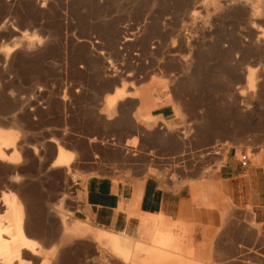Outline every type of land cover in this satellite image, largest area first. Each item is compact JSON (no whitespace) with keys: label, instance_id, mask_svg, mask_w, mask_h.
Returning <instances> with one entry per match:
<instances>
[{"label":"rangeland","instance_id":"rangeland-1","mask_svg":"<svg viewBox=\"0 0 264 264\" xmlns=\"http://www.w3.org/2000/svg\"><path fill=\"white\" fill-rule=\"evenodd\" d=\"M263 31L264 0H0V122L22 132L21 160L0 161V184L13 183L6 187L12 191L20 185L16 194L33 198L29 216L47 232L31 236L43 239L48 264H134L109 245L114 233L132 238L115 233L130 251L139 240L145 258L168 227L192 264H264L260 208L256 215L209 196L208 205L195 192L189 214L170 217L177 226L133 236L96 224L85 192L93 174L115 181L150 174L173 189L213 187V170L233 150L238 160L243 151L249 156L245 169H259L264 199ZM140 88L145 106L150 99L152 111L172 107L175 118L132 109L125 96H139ZM91 141L111 159L95 156L88 171L75 149L85 152ZM60 145L73 161L51 167ZM60 206L78 232L60 231ZM48 235L61 240L48 242Z\"/></svg>","mask_w":264,"mask_h":264},{"label":"crops","instance_id":"crops-1","mask_svg":"<svg viewBox=\"0 0 264 264\" xmlns=\"http://www.w3.org/2000/svg\"><path fill=\"white\" fill-rule=\"evenodd\" d=\"M142 89H139V96H125V100L132 101V109H137L136 112L138 110H144V113L149 114L152 118L156 117L163 121H171L175 118L172 107L163 106L158 108L157 111H152L150 99L147 102L148 106H145L143 103ZM108 96L114 97L115 91ZM123 97L117 100L120 102ZM75 151L77 154L82 155L87 165L89 164L87 166L88 171H92L94 168L93 164L95 161L93 158L95 156L99 155V159L102 160L110 161L111 159L106 152L98 151L92 141L85 152H81L78 149H75ZM213 159L211 158L210 161H213ZM220 161V166L213 170V187L204 185L198 190H195V186L193 187L190 184H184L179 189H173L168 183L166 185L158 177L150 174L146 176H134L130 181H122L119 179L115 181L110 174L90 175L85 182V192L92 219L99 226L108 230L110 229L109 231L123 230L131 232L133 236H138L140 232L145 234L152 233L161 226L169 224L171 226H177L178 222L171 218L189 214L192 206V196L195 192L198 194L201 193V197L208 205L214 204L209 199H212L215 203L217 202V204L223 200L231 206L250 207L256 215L257 213L259 214L258 209L260 208L262 212H260L261 214L258 218H261L264 215L262 204L264 199L262 196V180L259 169H245V167H241L236 153H233V150H229L224 157L220 158ZM210 189L213 190L210 191ZM139 215H141V219L138 217ZM144 219L149 220L147 224L144 223ZM171 229L173 228L168 227L161 233H167L163 234L164 236L171 234L170 236L175 241L174 244L179 247L182 245L180 244V239H178L179 236L174 235ZM119 234L130 238L128 235ZM160 235L155 239L161 238L162 236ZM134 241L135 244L139 243V245H142L139 240L135 239ZM179 248L181 251L184 249L183 246ZM164 250L167 251L166 248ZM191 251V256H194L196 254L195 248L191 247ZM187 252L183 254L182 251L181 254L185 256ZM193 259L200 262L199 259Z\"/></svg>","mask_w":264,"mask_h":264},{"label":"bare ground","instance_id":"bare-ground-1","mask_svg":"<svg viewBox=\"0 0 264 264\" xmlns=\"http://www.w3.org/2000/svg\"><path fill=\"white\" fill-rule=\"evenodd\" d=\"M22 35L25 38L26 34H22ZM262 36L264 37V31L262 32ZM9 52L10 51H7L6 53H9ZM248 81L250 84H252L253 81H252L251 75L249 76ZM116 100L117 99H115V101ZM0 112L2 113L3 111H0ZM0 116H3V115L1 114ZM140 116L146 120L151 119L149 116H146L142 112H140ZM0 118H2V117H0ZM6 118H7V116H6ZM6 118L4 117L5 120H6ZM3 124H1V122H0V125H2V126H0V161L6 162V163H11V164L15 163L17 165V163H19L21 160L20 151L22 150L21 149L22 147L19 148L21 150L18 149V143L17 142L20 139L19 135L22 132L20 133L19 131H17V129L13 130L11 128H8L9 125L5 127V126H3ZM5 124H6V121H5ZM221 128H223L222 124L217 126V127H212L211 129H213V131H218ZM23 134H24V132H23ZM33 152H35V151H33ZM56 153L57 154H56L55 158L51 162V165H50L51 167H66V166L70 165L71 162L73 161V154L71 152H69L68 150L64 149L61 145L57 146V152ZM9 177H13V176H9ZM6 180H8V179H6ZM10 181L15 183L16 180H15V178H13V179H10ZM4 182H5V180H4ZM7 184L8 183H6V185H5V183L0 184V210L3 209V212L1 211L2 213H0V264H33L32 261L34 262V258L38 257V256L40 257V261H41V262L39 261L40 264H48V259L45 255V253H43V251H42L43 243L41 241L43 239L40 240V244H42V246H41L39 244V242L36 241L37 240L36 236H31V234L38 235L39 233L42 232L41 230L44 231L43 233L47 232L44 229H41V227L43 225L41 226V223L38 221L39 217L37 216L38 217L37 218L34 215L35 213L30 212L31 216H29V210L33 209V208H30L32 203L29 202L30 201L29 198L31 196L30 195L26 196L25 195L26 193L24 194L25 195L24 196L23 195L24 190L20 189L21 191L19 190L20 191L19 193H21L23 196L20 194L22 197L20 195H19L20 196L19 197L18 192L16 194V191L14 189L15 188L19 189V187L21 188V186L19 185L16 187V185L14 184L15 185L14 189H13V187H11L13 189V191L15 192V194H16L15 195L14 192L10 189V187L6 188ZM9 184H8L9 186H11V184L13 185V183H10V182H9ZM18 184H22V183L19 182V183H17V185ZM3 188H6L7 190L10 189L13 193L12 192L8 193L9 190L4 193L2 190ZM32 199H31L32 202L35 201ZM32 206L34 207V204ZM35 206L36 207L38 206L37 202H36ZM61 206H62V204H61ZM61 206L58 208L59 210L56 209V211H57L56 213H58V211H59V213H58L59 214V220L58 221L60 223V227L62 226V229L60 228L61 229L60 231H63L64 233L69 232V231L70 232H78L79 230L75 227L76 223L72 224V222H71L72 220L69 221V219H68L69 217H66V215H65L66 213L63 212L65 210H63L62 209L63 207H61ZM36 207H35V209H36ZM54 210H55V208H54ZM36 213H38V212H36ZM46 227H45V229H46ZM56 227L57 226L54 227L55 231H56ZM51 229H52V227H51ZM48 230L50 231V229H48ZM169 233H171V232H169ZM48 234L54 235L55 233L49 232ZM163 234H167V233H163ZM163 234L161 233V235H160V236H162L161 238L154 239L151 242L152 244H151V246H148V249L146 252L147 256L145 258H140L138 256L139 243L135 244L134 251H130V249H129L130 246L127 247V245L125 243H122L121 239L115 233L111 237V239L109 241V245L111 246L113 251L124 256V258L131 260V262L134 264H192L191 262H189L191 260V258H188L187 255H186V257H183L182 254L178 253L180 251V248H178V246L176 244H174L175 241L170 236L171 234H169L168 236H164ZM57 235L56 236H49L48 235L46 238H47V240L48 239H50L51 241L53 240V242H55L57 239V243H58L59 239L61 240V238H60L61 236H57ZM62 237H63V235H62ZM158 237H159V235H158ZM178 239H175V240H178ZM50 240H48V242ZM48 242H46V243H48ZM62 243H64V242H62ZM62 243H60V244H62ZM164 247H166V248L168 247L167 248L168 250H169V247H171L170 251L163 250ZM173 247L175 249H173ZM44 248H46V247H44ZM189 253L191 254L192 251H189ZM180 255H182V256H180ZM37 259H39V258H37ZM37 259H36V261H38Z\"/></svg>","mask_w":264,"mask_h":264},{"label":"built area","instance_id":"built-area-1","mask_svg":"<svg viewBox=\"0 0 264 264\" xmlns=\"http://www.w3.org/2000/svg\"><path fill=\"white\" fill-rule=\"evenodd\" d=\"M239 162L241 167H246L248 162H249V156L247 155L246 152H241Z\"/></svg>","mask_w":264,"mask_h":264}]
</instances>
